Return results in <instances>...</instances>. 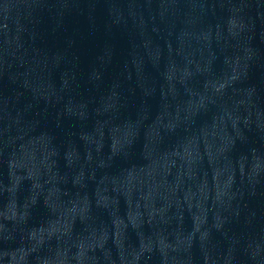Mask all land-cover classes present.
<instances>
[{
    "label": "water",
    "instance_id": "1",
    "mask_svg": "<svg viewBox=\"0 0 264 264\" xmlns=\"http://www.w3.org/2000/svg\"><path fill=\"white\" fill-rule=\"evenodd\" d=\"M0 143L89 264H264V0H0Z\"/></svg>",
    "mask_w": 264,
    "mask_h": 264
}]
</instances>
